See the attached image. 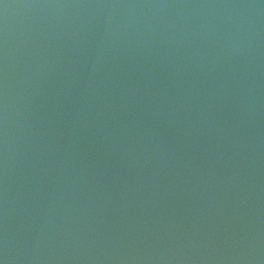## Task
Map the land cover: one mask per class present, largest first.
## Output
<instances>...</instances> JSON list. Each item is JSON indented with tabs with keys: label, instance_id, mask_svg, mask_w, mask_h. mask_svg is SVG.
<instances>
[{
	"label": "water",
	"instance_id": "95a60500",
	"mask_svg": "<svg viewBox=\"0 0 264 264\" xmlns=\"http://www.w3.org/2000/svg\"><path fill=\"white\" fill-rule=\"evenodd\" d=\"M0 264H264V0H0Z\"/></svg>",
	"mask_w": 264,
	"mask_h": 264
}]
</instances>
